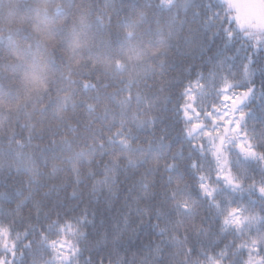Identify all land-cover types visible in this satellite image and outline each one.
<instances>
[{
	"label": "snow or ice",
	"instance_id": "1",
	"mask_svg": "<svg viewBox=\"0 0 264 264\" xmlns=\"http://www.w3.org/2000/svg\"><path fill=\"white\" fill-rule=\"evenodd\" d=\"M170 28L175 54L113 95L109 132L78 150L50 132L36 147L59 158L0 170V264H264V0H186Z\"/></svg>",
	"mask_w": 264,
	"mask_h": 264
},
{
	"label": "trees",
	"instance_id": "2",
	"mask_svg": "<svg viewBox=\"0 0 264 264\" xmlns=\"http://www.w3.org/2000/svg\"><path fill=\"white\" fill-rule=\"evenodd\" d=\"M184 3L186 0H0V170L33 162L43 168L45 158L49 163L53 153L59 158V147L43 152L36 147L50 132L57 140L67 135L77 150L92 139L97 128L109 132V118L102 110L107 106L119 112L113 95L120 98L121 90L131 85L134 97L160 72L165 56L171 59L175 54L170 24ZM175 58L179 60L178 55ZM242 58V52L236 55L234 67ZM202 61L203 57H197L195 63ZM181 67L177 62L171 70ZM85 82L95 83L96 89L85 92ZM87 103L94 104L96 111L90 112ZM259 109L257 105V112ZM161 115L164 118L158 121L156 135H164L176 146L182 142L180 125L162 131L170 113ZM151 135L142 131L137 139L147 144L143 137ZM184 172L186 179L194 180L187 168ZM20 179L13 172L7 183ZM191 190L196 192L194 184ZM244 200L261 208L247 196ZM202 208L211 222L206 204Z\"/></svg>",
	"mask_w": 264,
	"mask_h": 264
}]
</instances>
